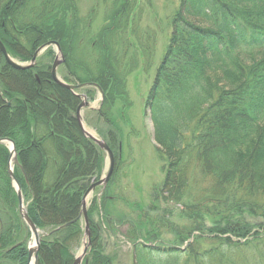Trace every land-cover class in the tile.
Wrapping results in <instances>:
<instances>
[{"label":"trees","instance_id":"obj_1","mask_svg":"<svg viewBox=\"0 0 264 264\" xmlns=\"http://www.w3.org/2000/svg\"><path fill=\"white\" fill-rule=\"evenodd\" d=\"M128 6V0H115L96 32L93 11L88 18L79 16L80 0H0V26L7 23L0 27L2 36L13 45L14 33L20 32L24 55L10 51L16 58L30 62L40 47L57 42L65 57L64 79L99 86L104 100L96 123L107 127L100 134L118 154L123 136L110 112L118 102L127 105L126 80L138 67L128 63ZM171 23L145 106L165 163V179L153 190V209L159 210L160 196L184 205L187 231L167 228L164 219L144 218L138 205L137 216L110 211L107 204L121 199L110 190L115 169L88 209L92 250L83 264H114L102 251L101 222L109 228L128 223L134 264H264V0H180ZM78 48H83L81 56ZM47 53L34 69L16 71L4 63L0 139L16 144V178L31 202L29 217L46 234L38 264H74V248L85 234L83 197L101 176L105 153L80 128L81 99L51 79ZM75 55L83 62H76ZM93 91L98 92L93 87L81 92L93 99ZM9 157L0 145V264H27L28 234L7 172ZM191 171L211 182L187 205ZM95 212L102 219L99 225ZM246 216L262 222L252 225ZM165 228L178 243L165 247ZM193 233L198 234L191 243ZM203 242L210 246L204 248Z\"/></svg>","mask_w":264,"mask_h":264},{"label":"rangeland","instance_id":"obj_2","mask_svg":"<svg viewBox=\"0 0 264 264\" xmlns=\"http://www.w3.org/2000/svg\"><path fill=\"white\" fill-rule=\"evenodd\" d=\"M98 1L80 0L79 13V16L81 15L82 17L88 18L89 14L92 13V11L94 12V31L96 32L100 30L104 20L106 19V15L111 12L110 10L115 3V0H108L109 3H107V0H104L107 3L106 5L103 0ZM128 3L129 10H132V13L130 14V27L128 33V36L130 37V45L128 46V63L130 64V62H136L138 63V67L128 75L126 80L128 94L127 105L118 102L110 112L111 115L117 119L116 121L119 125L123 138L119 139V154L113 152L115 158L114 171L116 169V177L110 187L112 196L121 197V199H113L110 204H107L108 209L112 212H116L117 215L124 214L128 216V214L132 213L133 216H137L140 214V212L136 210V206L138 205L141 206L144 211V214H142L144 215V218L145 215H148V217L152 219V222L155 221L157 223L158 220L164 219L165 222L168 223L167 228L174 225L178 226L179 230L183 229L186 232L189 221L181 215L184 212V205L166 201L164 197L160 196L162 199H160V202L157 205L159 210L153 209L155 198V191L153 192V190L156 187L157 189L161 188L165 179V163L161 160L159 152L160 146L155 141L154 124L149 112L146 111L145 106L149 91L155 79L156 70L165 54L170 40L172 33L171 19L179 8L180 0H128ZM71 16L72 14L70 13L69 17ZM2 19L5 21L4 15ZM7 21H9V19ZM3 25H6L7 27V23L5 22H2L1 26ZM78 49H80V53L79 51H76V54L77 52L79 55L82 54L83 48ZM19 50H21V57H23L24 48L20 47ZM46 52H48L46 54V59H49L47 60L48 63L52 64L58 55V49L53 46L47 51H44L41 56H43ZM80 56H74L76 62H83V59L80 58ZM83 56H85L84 52ZM5 75L7 76L6 73ZM65 75V69L61 68L58 72V78L63 80ZM11 87H13V85H11ZM78 94L85 93L78 92ZM92 94L93 95L91 96L93 99L89 97L91 106L88 109H84L82 116L85 122L86 130L105 142L103 134H100V132L105 131L107 127L102 123H96L97 111L101 109L103 96L97 91H93ZM120 110L122 113L119 118L118 116L120 115ZM0 145L8 149L11 156L10 146L8 144ZM16 167H18V165H12L14 173ZM109 168L110 157L107 153H105L104 167L102 169L101 176L98 179L94 178L93 181L102 180L107 175ZM7 172L10 175L9 160L7 162ZM51 173L53 172L50 171L48 173L50 174L48 177L49 181H52L53 179V174ZM210 182L211 181L208 178H203L199 172L191 171L187 196L184 199V203L188 205L193 202L197 196L201 195L206 189H208ZM107 187L108 186H106L105 189ZM12 189H14L18 198L17 188L14 181H12ZM97 190L98 192L104 191L101 190V187ZM22 194L23 205L28 212L27 209L31 202L28 198H26V195H24L23 189ZM96 196L100 198V194H97L96 192L90 196V199H88V209L91 206V201L96 198ZM18 213L20 221L25 223L21 216L19 205ZM88 220L90 224L89 215ZM93 220L98 225L102 221L96 212L94 213ZM246 220L252 225L262 222L261 220L247 216ZM207 226L210 228L214 226L209 219L207 221ZM24 227L26 228V233L28 234L27 249L29 251L30 248L35 245L34 243H36L35 236L26 224H24ZM160 227H162V225H160ZM99 228L103 253L105 255H110L114 259V264H134L133 242L126 238V233L130 228L128 223L126 225H116L109 228L101 222V227ZM167 228L162 230V241L165 242V247H170L168 244L175 242L178 243V241L170 232V229L167 230ZM197 234L198 233H193L192 239H190L191 243L193 237ZM45 235V232L39 230L38 237L40 244L41 237ZM85 242H87V240L83 238L74 248L73 252L75 256L82 255L85 250ZM202 244L204 248L210 246V242H203ZM91 250L92 242L91 246L88 248L87 256H89ZM87 256L84 259L85 262L88 261Z\"/></svg>","mask_w":264,"mask_h":264},{"label":"water","instance_id":"obj_3","mask_svg":"<svg viewBox=\"0 0 264 264\" xmlns=\"http://www.w3.org/2000/svg\"><path fill=\"white\" fill-rule=\"evenodd\" d=\"M51 46H55L58 49V55L55 59V62L53 64V69H52V74H53V78L54 81L57 82L58 84H60L61 86H63L64 88L74 92L78 89H82L84 87H89V86H94L96 88H98V86L96 85H92V84H84V85H79V86H74V85H68L64 82H62L60 79H58L57 77V69L58 67L64 62V54L59 46L58 43L56 42H50L45 44L44 46L40 47L33 59L30 65L28 66H20L17 65L9 56L6 48L4 47L2 41L0 40V49L1 51L4 53L7 62L12 65L14 68L16 69H26L29 67H33L37 61V58L39 57V55L46 50L47 48L51 47ZM82 99V103L80 104V106L78 107L77 110V120L78 123L80 125V128L83 132V134L93 140L99 147L101 150H103L105 153H107L110 157V168L109 171L107 173V175L100 180L99 182H97L96 184L92 185L90 187V189L86 192L83 201H82V210H81V214L80 217H83L84 223H85V234H84V238L85 240H87V242H85V250L82 253L81 256L77 257L74 264H82L85 257L87 256V251L88 248L91 246V234H90V224H89V220H88V208H87V201L88 198L95 192V190L98 187H106L108 185V183L110 182V179L113 175L114 172V167H115V158H114V154L112 152V150L110 149V147L104 142L102 141L99 137L95 136L94 134L90 133L88 130H86L85 127V123H84V119L82 117V110L85 108H89L91 106V103L88 101L86 96H80ZM0 144H8L11 147V156L9 159V171H10V177L11 179L14 181L16 188H17V193H18V199H19V210L21 212V216L23 218V220L25 221V223L27 224V226L29 227V229L31 230L32 234L35 236V241L36 244L34 247L30 248L29 250V258H28V264H38V251L40 248V241H39V230L36 227V225L33 223V221L30 219L27 211L24 208L23 205V194H22V188L21 185L19 183V181L17 180L15 174H14V170L12 168L13 164H16L19 166V160H18V154H17V148H16V144L10 140V139H0ZM70 224H67L65 226H63L62 228L68 227ZM59 228V229H62Z\"/></svg>","mask_w":264,"mask_h":264},{"label":"flooded vegetation","instance_id":"obj_4","mask_svg":"<svg viewBox=\"0 0 264 264\" xmlns=\"http://www.w3.org/2000/svg\"><path fill=\"white\" fill-rule=\"evenodd\" d=\"M4 28H5V26H3ZM0 40L2 41V43H3V45H4V47L6 48V50H7V52H8V54H9V56H10V58L16 63V64H18V65H22V64H24V65H26V66H28V65H30L31 64V62H32V59H31V61L30 62H23V61H21V59L20 60H18L17 58H16V56L15 55H13L10 51H12V50H19V48L21 47H23V46H21V42H20V32L19 31H17V32H15L14 33V39L16 40V44H13V45H11V44H9L7 41H6V39H5V37L4 36H2V34L4 33V31H0ZM1 51V50H0ZM1 53H2V56H3V59L1 60L0 59V89L2 88V86H1V84H4L5 83V78H6V75H5V65H4V63H6L8 66H10L12 69H14V70H16V71H25V70H29V69H34V68H36L37 67V62L35 63V65L33 66V67H29V68H26V69H16V68H14L12 65H10L8 62H7V60H6V57H5V55H4V53L1 51ZM36 53V52H35ZM35 55V54H34ZM54 63V62H53ZM53 63L52 64H50V74H51V79L54 81V78H53V74H52V69H53ZM65 67V59H64V63H62L59 67H58V69H57V73L60 71V69L62 68H64ZM9 72V71H8ZM11 74V73H10ZM13 76H18L16 73H13L12 74ZM34 78L36 79V80H39L38 79V76L35 74L34 75ZM61 81H63V82H65V83H68V84H72V85H76V84H73V83H69V82H67L65 79H64V77H63V80L62 79H60ZM19 80H17V84L16 85H18L19 83ZM55 82V81H54ZM51 83V82H50ZM55 83H57V82H55ZM58 84V83H57ZM58 85H60V84H58ZM61 86V85H60ZM66 89V88H65ZM68 90V89H67ZM83 89H78V90H76V91H74V92H72V91H70V92H72L76 97H78V98H80L79 97V95L80 94H78V92H81ZM0 94H1V96H3L4 95V93L2 92V91H0ZM9 106H11V103H9L8 104Z\"/></svg>","mask_w":264,"mask_h":264},{"label":"bare ground","instance_id":"obj_5","mask_svg":"<svg viewBox=\"0 0 264 264\" xmlns=\"http://www.w3.org/2000/svg\"><path fill=\"white\" fill-rule=\"evenodd\" d=\"M35 244V243H34Z\"/></svg>","mask_w":264,"mask_h":264}]
</instances>
